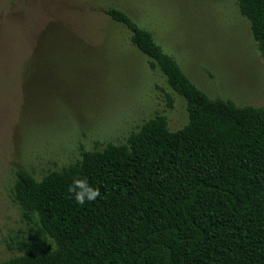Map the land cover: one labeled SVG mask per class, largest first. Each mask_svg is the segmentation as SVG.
I'll return each instance as SVG.
<instances>
[{"label":"trees","instance_id":"1","mask_svg":"<svg viewBox=\"0 0 264 264\" xmlns=\"http://www.w3.org/2000/svg\"><path fill=\"white\" fill-rule=\"evenodd\" d=\"M238 1L264 57V0ZM103 10L186 99L190 122L170 131L157 115L41 180L18 168L25 225L0 264H264V110L212 100L126 12ZM75 178L101 197L78 205Z\"/></svg>","mask_w":264,"mask_h":264},{"label":"rangeland","instance_id":"2","mask_svg":"<svg viewBox=\"0 0 264 264\" xmlns=\"http://www.w3.org/2000/svg\"><path fill=\"white\" fill-rule=\"evenodd\" d=\"M107 7L149 31L212 100L264 110V57L238 0H0V263L25 225L11 194L18 168L41 180L157 115L170 131L190 122L186 99Z\"/></svg>","mask_w":264,"mask_h":264},{"label":"clouds","instance_id":"3","mask_svg":"<svg viewBox=\"0 0 264 264\" xmlns=\"http://www.w3.org/2000/svg\"><path fill=\"white\" fill-rule=\"evenodd\" d=\"M78 205H85L101 197L99 188L92 187L86 178H75L68 188Z\"/></svg>","mask_w":264,"mask_h":264}]
</instances>
